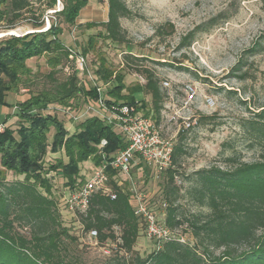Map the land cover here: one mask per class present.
Masks as SVG:
<instances>
[{
	"label": "trees",
	"instance_id": "trees-1",
	"mask_svg": "<svg viewBox=\"0 0 264 264\" xmlns=\"http://www.w3.org/2000/svg\"><path fill=\"white\" fill-rule=\"evenodd\" d=\"M50 1L52 7L55 0ZM62 1L63 8L57 15L72 25L89 0ZM106 2L107 20L102 23L105 37L112 42H121L120 20L127 18L129 11L122 0ZM29 6V0H0V26L13 29ZM95 25L87 24L88 27ZM32 26L41 29L42 24L36 20ZM61 33V29L52 24L46 31L0 40V107L9 106L6 103L8 94H18L21 89L29 92L25 100L16 104V129L6 127L0 131V264H83L78 255L70 252L72 246L73 250L77 249V239L62 225L56 202L50 197L47 175L56 172L65 180L66 187L73 189L85 182L79 179L83 162L91 159L97 167L128 145L121 134L97 117L86 118L77 125L76 132L69 134L57 117L43 114L50 105L70 107L78 97L98 99L96 89L81 87L75 73L61 82L55 79L61 70L59 67L70 55L58 38ZM193 35L191 32L184 37L182 46L188 45ZM91 43L92 39L88 41L89 48ZM86 52L84 49L83 54ZM43 54L49 67L45 78L51 85L33 92L28 87L31 71L27 61ZM244 64L239 61L234 67L238 69L234 71L241 72ZM96 74L103 84L112 79V72L102 65ZM144 75L143 87H136L127 95L122 94L125 88L122 77L115 76L116 84L107 93L112 101L106 103L120 102L137 107L134 94L145 91L151 96L153 113L146 111L143 115L158 124L164 95L157 77L149 71ZM240 76L244 78V74ZM211 118L202 116L196 123L202 124ZM243 128L248 146L259 149L256 159L242 161L233 151L222 159L224 167L212 165L185 179L189 186L185 188L184 196L194 206L205 208L206 212H181L174 205L179 196L174 179L185 154L181 142L188 130L178 134L179 143L174 146L171 167L160 173H165L167 179L162 190L163 199L168 203L163 224L171 230L182 228L188 232L193 245L171 240L146 258L134 254L127 259L125 256L133 253L144 225L134 216L130 191L117 186L113 179L116 171L108 170V185L116 198L111 200L101 192L94 193L89 197L85 213L77 215L85 233L91 229L97 232V245L119 240L118 250L123 255L115 254L103 264H264V106L243 123ZM51 129L53 135L48 142ZM102 141L105 145L100 147ZM60 151L67 163L57 161L46 169L45 156ZM137 167L146 173L149 171L142 165ZM7 172L22 176V180L8 182ZM38 187H44L47 195H43ZM115 228H118V237Z\"/></svg>",
	"mask_w": 264,
	"mask_h": 264
},
{
	"label": "rangeland",
	"instance_id": "rangeland-1",
	"mask_svg": "<svg viewBox=\"0 0 264 264\" xmlns=\"http://www.w3.org/2000/svg\"><path fill=\"white\" fill-rule=\"evenodd\" d=\"M122 1L129 11V16L120 20L123 31L121 42H112L105 37L102 23L107 20L106 0H89L72 25L66 24L62 17L57 15L63 8L62 0H55L52 7L49 6L50 0H29L28 10L23 12L22 19L13 29L0 26V40L46 31L55 24L62 31L58 38L64 47L85 59L84 71L79 72L68 57V61H64L59 67L61 70L55 75V79L61 82L68 75L75 73L81 87L88 90L101 86L104 101H112L107 93L116 84L115 76L122 77L125 87L122 94L127 95L136 87H143L137 76L144 78L145 72L149 71L159 80L164 95L160 110V114L164 110L163 119L160 117L158 125L162 136L171 139L175 145L179 143L180 132L176 133L182 120L177 124H169L164 113L169 115L173 108L180 109L182 88L184 85H192L197 91L196 99L188 110H181L180 115L190 119H199L202 116L212 118L192 126L184 136L185 140L181 142L185 154L181 157L179 174L174 179L179 190L174 205L178 206L181 212H206L205 208L194 206L184 196L185 188L189 186V181L185 179L192 173L212 165L224 167L222 159L233 151L237 152L242 161H253L259 154V149L248 146L243 123L253 118L259 108L264 106V0ZM36 20L42 24L41 29H33L32 24ZM88 23L97 25L88 27ZM191 32H194V35L189 40L190 43L182 46V39L188 37ZM90 39L91 48L88 45ZM84 49L87 50L85 54ZM248 50L251 52H247ZM46 59L43 54L27 61L31 71L28 87L33 92L51 85L45 78L49 72ZM239 61L245 64L241 67V72H235L238 68L234 67ZM100 65L112 72V79L107 84H103L96 74ZM243 74L244 78H240ZM164 81L169 83V88L162 87ZM229 91L232 94H227L231 93ZM28 94L27 89H21L18 93L25 95V98ZM134 95L138 102L137 110L141 114L146 111L153 113L149 94L144 91ZM11 96L14 97L7 95L6 103H11ZM209 100L213 103L211 108L206 105ZM141 105L144 107L139 109ZM11 108V105L0 107V112H3L0 114V122H3L5 114L10 112ZM102 112L103 109L99 108L95 101L78 97V101L74 100L70 107L50 105L43 114L57 117L69 134H72L76 132L79 123L88 117H98ZM17 122L18 118L10 127L15 129ZM52 135L53 129L48 134V142L51 141ZM57 161L67 163L63 151L48 153L44 158L45 168L56 164ZM93 167L95 166L91 159L83 162L80 165L79 179L85 181ZM130 172L131 179L123 182V188L145 195L163 223L168 206L162 193L167 180L166 174L155 176L149 171L146 173L145 170H138L137 166H133ZM47 177L51 187L50 197L56 202L62 225L77 239V249L73 250L72 246L70 252L78 255L83 264H103L115 254L122 256L123 252L118 250V239L97 245L87 237L79 216L74 217L64 208V197L67 196L68 189L65 180L56 172H50ZM6 179L13 182L22 180V176L7 172ZM38 189L43 195H47L44 187ZM25 231L22 229L23 233ZM114 231L118 237V228ZM174 233L176 238L184 239L182 244L193 245V238L182 228L174 230ZM106 249L109 253H104ZM154 250L153 242L145 237L142 229L133 247V253L125 257L128 259L137 254L146 258Z\"/></svg>",
	"mask_w": 264,
	"mask_h": 264
},
{
	"label": "built area",
	"instance_id": "built-area-1",
	"mask_svg": "<svg viewBox=\"0 0 264 264\" xmlns=\"http://www.w3.org/2000/svg\"><path fill=\"white\" fill-rule=\"evenodd\" d=\"M68 50L70 52L69 60L73 61L75 69L83 72L85 68L84 57L76 54L71 49ZM137 78L140 84L145 83L142 76H137ZM162 87L169 88V83L162 82ZM94 88L98 93V99L95 100V103L103 109V112L98 114L97 118L121 134L127 140L128 145L125 149L112 155L109 160H104L99 166L93 167L82 185L67 189V196L64 197V208L74 217L85 213L89 197L94 193L101 192L103 195L110 197L111 200L116 198V194L108 185L110 180L108 170L116 171L117 175L113 179L119 187H123V182L131 179L130 171L133 166L142 165L149 169L150 174L157 176L171 167L175 146L171 139H165L162 136L160 126L155 124L151 118L141 114L136 106L114 102L108 104L102 99V87L95 86ZM182 93L180 109L173 108L169 115L164 113L169 124H177L178 121L182 120L178 125L176 134L189 130L197 121L196 118L190 119L180 115L181 110H188L193 104L197 96L196 89L192 85H184ZM206 105L211 108L213 103L209 100L206 101ZM163 112L164 110L160 114L162 119ZM2 129L3 127L0 126V131ZM104 145L105 141H102L100 147ZM129 191L131 193L130 202L135 203L132 205L134 216L143 222L145 237L153 242L154 251L159 250L163 243L171 240L179 243L184 242L183 238L175 237L174 230L169 229L160 222L145 195L132 189H129ZM85 234L89 239L96 242L97 232L95 230L91 229ZM104 253H109L108 249L104 250Z\"/></svg>",
	"mask_w": 264,
	"mask_h": 264
},
{
	"label": "crops",
	"instance_id": "crops-1",
	"mask_svg": "<svg viewBox=\"0 0 264 264\" xmlns=\"http://www.w3.org/2000/svg\"><path fill=\"white\" fill-rule=\"evenodd\" d=\"M11 95L14 96V97L11 96V99H12L11 103H12V104L7 102L8 105H11V106H12V108L10 109L11 111L5 114V118H4L3 122H4L5 120H7V122H6V123L0 122V126L3 127V128L9 127V128L12 129V127H10V126H11L12 124H14L15 121H16V119H17V117L15 116V115H16V114H15V112H16V111H15L16 104H17L18 102H20V101L25 100L26 98H25V95H18V94H11ZM18 100H20V101H18ZM2 113H3V112H0V114H2ZM9 117H10V118H9ZM15 129H16V128H15Z\"/></svg>",
	"mask_w": 264,
	"mask_h": 264
},
{
	"label": "water",
	"instance_id": "water-1",
	"mask_svg": "<svg viewBox=\"0 0 264 264\" xmlns=\"http://www.w3.org/2000/svg\"><path fill=\"white\" fill-rule=\"evenodd\" d=\"M33 33V32H32ZM30 34V33H29Z\"/></svg>",
	"mask_w": 264,
	"mask_h": 264
},
{
	"label": "bare ground",
	"instance_id": "bare-ground-1",
	"mask_svg": "<svg viewBox=\"0 0 264 264\" xmlns=\"http://www.w3.org/2000/svg\"><path fill=\"white\" fill-rule=\"evenodd\" d=\"M14 32V31H13Z\"/></svg>",
	"mask_w": 264,
	"mask_h": 264
}]
</instances>
